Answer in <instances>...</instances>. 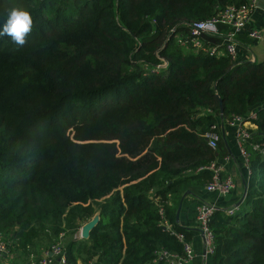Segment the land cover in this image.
<instances>
[{
  "label": "trees",
  "instance_id": "1",
  "mask_svg": "<svg viewBox=\"0 0 264 264\" xmlns=\"http://www.w3.org/2000/svg\"><path fill=\"white\" fill-rule=\"evenodd\" d=\"M245 2L0 0V29L12 3L33 20L23 46L0 37L8 252L61 242L66 264H165L157 253L181 254V244L159 225L158 209L187 239L176 209L190 186L209 179L198 168L225 150L221 138L209 149L203 135L254 110L244 195L231 214L215 209L208 226L211 264H264V156L250 146H264V60L208 55L222 48L225 25L200 46L176 43L190 23ZM95 214L87 238L75 237Z\"/></svg>",
  "mask_w": 264,
  "mask_h": 264
},
{
  "label": "built area",
  "instance_id": "2",
  "mask_svg": "<svg viewBox=\"0 0 264 264\" xmlns=\"http://www.w3.org/2000/svg\"><path fill=\"white\" fill-rule=\"evenodd\" d=\"M256 0H247L244 4L238 6L228 5L219 10L213 16L192 22L188 25V31L185 36H178L176 43L179 45L190 44L192 46H200L201 36L203 34H215L217 32L218 25H225L228 27L222 39V49L224 53L229 57L230 61L236 62V37L244 32V28L249 21L250 15L254 10ZM246 37L253 42L262 41L264 48V35L257 29L250 28L245 32ZM206 53L208 55H216L218 51L216 46H210L207 48ZM164 64H160L150 71L156 72L158 68ZM255 119L254 110H249L243 115H232L224 123L227 126L234 128V137L237 145V150L242 158V161L246 167L247 175L249 170L247 168V161L249 153L244 147L246 138L250 135L249 131L255 129L253 120ZM206 145L209 149L214 150L216 143L220 138L217 125H212L208 132L204 135ZM251 149L258 151L264 156V146L256 143L251 144ZM226 157L221 160H211L206 165L199 167L198 170H206L209 173V179L204 184L203 189L207 193H214L219 196H223L230 192L234 188V182L228 174H224L223 162ZM244 195V194H243ZM236 209H228L227 214H231ZM215 207L213 204L199 201L195 206V220L198 230L202 236V245L204 253L211 254L213 251L212 233L209 229L208 222L212 216ZM160 215L159 225L170 231L174 238L181 244V254H176L167 251H160L157 253V257L162 259L165 264H187L194 256V251L190 242L184 238L183 234L170 229L168 223L165 221L162 215V209H158ZM79 238V235H75ZM7 253L6 244L0 239V258ZM31 264H66L64 256L63 243L57 242L51 245L46 251H44L38 260Z\"/></svg>",
  "mask_w": 264,
  "mask_h": 264
},
{
  "label": "crops",
  "instance_id": "3",
  "mask_svg": "<svg viewBox=\"0 0 264 264\" xmlns=\"http://www.w3.org/2000/svg\"><path fill=\"white\" fill-rule=\"evenodd\" d=\"M254 28L264 35V0H256L253 12L249 21L244 28V32L236 37V62H252L258 59L264 60V48L262 41H250L245 36L246 30ZM222 45V42H221ZM222 52V48L218 53ZM217 129L224 146V155L217 160L226 157L223 162L224 174L231 176L234 182V188L223 196L214 193H207L203 187L190 186L188 194L182 197L176 209V224L188 230L187 240L190 242L194 251V256L187 264H211V254L204 253L202 245V236L197 228L195 220V206L199 201L213 204L215 209L227 211L233 209L240 201L245 192L247 182V170L242 158L237 150L234 137V128L227 126L224 122L217 123ZM175 212V214H176ZM10 251L0 258V264H31L34 258H38L42 254V250L35 252L29 250V254L22 251ZM22 255V257H19ZM13 258H15L13 260ZM79 264V263H77Z\"/></svg>",
  "mask_w": 264,
  "mask_h": 264
},
{
  "label": "clouds",
  "instance_id": "4",
  "mask_svg": "<svg viewBox=\"0 0 264 264\" xmlns=\"http://www.w3.org/2000/svg\"><path fill=\"white\" fill-rule=\"evenodd\" d=\"M5 11L6 19L0 29V37L7 35L13 43L23 46L33 26L30 12L17 3H12Z\"/></svg>",
  "mask_w": 264,
  "mask_h": 264
},
{
  "label": "water",
  "instance_id": "5",
  "mask_svg": "<svg viewBox=\"0 0 264 264\" xmlns=\"http://www.w3.org/2000/svg\"><path fill=\"white\" fill-rule=\"evenodd\" d=\"M221 112V109H219ZM175 218H177V212L175 214ZM97 221V214H95L90 220L85 222L79 230V238H87L89 230L95 225Z\"/></svg>",
  "mask_w": 264,
  "mask_h": 264
},
{
  "label": "rangeland",
  "instance_id": "6",
  "mask_svg": "<svg viewBox=\"0 0 264 264\" xmlns=\"http://www.w3.org/2000/svg\"><path fill=\"white\" fill-rule=\"evenodd\" d=\"M263 61V60H262ZM256 62H260L258 59H256ZM79 230H80V228H79ZM79 230H78V232L76 233V235L78 234L79 235ZM78 238V237H77Z\"/></svg>",
  "mask_w": 264,
  "mask_h": 264
}]
</instances>
